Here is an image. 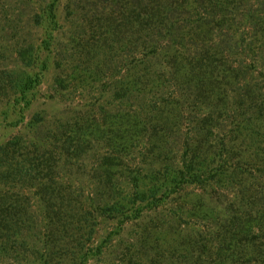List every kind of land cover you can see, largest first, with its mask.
Wrapping results in <instances>:
<instances>
[{
  "label": "trees",
  "instance_id": "1",
  "mask_svg": "<svg viewBox=\"0 0 264 264\" xmlns=\"http://www.w3.org/2000/svg\"><path fill=\"white\" fill-rule=\"evenodd\" d=\"M33 1L43 39L14 52L31 72L0 71L15 103L60 30L59 0ZM106 4L117 12L77 44L73 74L119 58V107L0 145V264H89L113 237L118 264H264V0Z\"/></svg>",
  "mask_w": 264,
  "mask_h": 264
},
{
  "label": "rangeland",
  "instance_id": "2",
  "mask_svg": "<svg viewBox=\"0 0 264 264\" xmlns=\"http://www.w3.org/2000/svg\"><path fill=\"white\" fill-rule=\"evenodd\" d=\"M43 4L33 0H0V71L22 69L31 72L20 66L14 52L18 45L37 47L41 44L43 31L32 25L31 16L38 14ZM109 12L115 13L117 8L111 4L108 6L106 0H59L60 30L55 33L50 53L45 51L41 55V59L50 56L42 82L18 103L14 100L20 98V94H15L13 88L0 86V145L16 136L28 140L47 138L61 121L79 115L100 120L102 110L112 111L119 107V100L112 97L111 87L112 77L119 68V58L103 75L84 83L79 82L81 75L75 79L73 74L77 44L82 45L88 40L91 31L95 32L96 19ZM114 63L117 64L113 66ZM260 71L264 74V67ZM257 79L264 81V77L258 76ZM25 100L31 103L23 109ZM35 119L41 121L36 124ZM96 154L97 151L89 154L85 172L89 173ZM31 200L35 202L34 198ZM33 210L37 212L35 203ZM110 229L111 224L101 225L98 235L104 236ZM118 239L113 237L99 261L92 260L89 264H118Z\"/></svg>",
  "mask_w": 264,
  "mask_h": 264
}]
</instances>
